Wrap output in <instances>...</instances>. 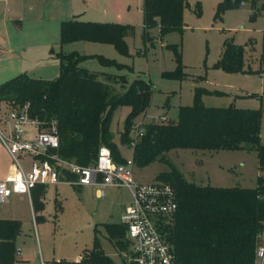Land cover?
Here are the masks:
<instances>
[{"label":"trees","instance_id":"16d2710c","mask_svg":"<svg viewBox=\"0 0 264 264\" xmlns=\"http://www.w3.org/2000/svg\"><path fill=\"white\" fill-rule=\"evenodd\" d=\"M186 4L187 0H142L143 43L152 44L157 38L162 42L170 33L181 34ZM247 4L253 15L260 13L256 0H221L216 16L221 18L225 11L241 9ZM133 33L134 27L127 24L62 22L60 51L56 54L59 75L53 80H42L19 74L0 85V104L4 103L15 112L26 106L28 117L37 120L40 129H55L59 147L53 153L80 166L89 165L101 146L110 150L118 164L126 161L122 152L129 148L134 166L144 168L155 162L168 164L166 154L171 150L234 151L248 145L256 152L258 168L264 172V144L260 141L261 109L232 105L206 107L202 102L203 96L224 93L205 88L194 90L190 106L178 108L176 122L144 124L143 136L133 149L130 148L132 127L142 123L146 116L152 84L139 78L129 83L124 75L88 71L79 65L90 57L98 59L104 67H114L118 71L131 69L102 56L64 52L62 48L75 42H92L111 45L119 55L130 57L125 38ZM166 48L172 51L177 66L176 74L166 76L184 78L180 44L166 45ZM139 53L144 54V51ZM245 54L246 46H238L232 39H226L213 68L226 74H254L250 65L246 67ZM114 85H120L124 92L113 94ZM120 107H127L129 112L118 144L111 124L115 111ZM169 167L168 171L159 173L156 182L171 185L177 195V212L165 230L176 262L254 264L259 236L264 230V176L258 178L254 188H218L197 185L187 180L179 170ZM63 177L68 180L74 178L66 173L59 176L60 179ZM45 191V186L37 185L30 193L36 221L42 219L36 214L44 208ZM102 228L118 253L127 251L123 225L103 224ZM20 232L18 221L0 220V264H15L16 239ZM98 233L95 227L93 246L83 252L78 262L60 260L50 264H111L101 250Z\"/></svg>","mask_w":264,"mask_h":264},{"label":"rangeland","instance_id":"374dc122","mask_svg":"<svg viewBox=\"0 0 264 264\" xmlns=\"http://www.w3.org/2000/svg\"><path fill=\"white\" fill-rule=\"evenodd\" d=\"M99 1L94 0L90 8L99 6ZM104 1L110 6V17L121 15V19H115V22L134 27V33L125 38L130 57L119 55L111 45L106 44L78 42L74 44L78 47L71 48L84 55L102 56L128 65L131 70L104 67L94 57L81 62L80 67L96 73L124 75L129 83L136 78L149 81L153 91L144 117L146 123L176 122L178 108L192 104L196 88L222 92L224 95L203 96V104L214 108L232 105L243 109H261L260 141L264 144V10H261L264 0H256V7L260 10L256 15L247 4L241 9L225 11L221 18L216 16L221 0H187L183 12V32L170 33L162 42L154 39L152 44H144L142 40V0ZM153 35L156 36L155 32ZM226 39H232L238 46H246V67L250 65L254 74H226L213 68ZM173 44L181 46L182 73L185 75L181 79L166 76L177 71L173 53L166 48V45ZM66 47L63 51L71 50ZM141 51L144 54H140ZM123 92L120 85H114L113 94ZM9 111L4 103L0 104V117ZM128 112L127 107H120L112 118L111 131L118 144ZM162 118L165 120L162 121ZM23 129L35 135L33 127L26 125ZM124 151L122 155L128 157L130 149ZM166 160L168 164L155 162L144 168L135 167V179L142 183H154L159 173L168 171L169 166L183 173L190 182L218 188H254L258 178L264 176L258 168L256 152L248 145L234 151L176 149L166 154ZM129 195L125 188H78L65 183L57 187L49 186L43 198V212L36 214L43 218L34 222L27 208L28 202H14V207L19 210L16 217L20 218L18 222L21 225L17 238L21 256L15 264H41V260L45 264L56 260L73 262L85 250L92 248L95 227L99 230L97 236L104 255L111 264H123L124 252L118 253L106 238L102 225L120 223V209L123 203H127ZM10 208L13 206L0 204V218L12 216ZM258 246L264 248V230L259 236Z\"/></svg>","mask_w":264,"mask_h":264},{"label":"built area","instance_id":"2783aa9c","mask_svg":"<svg viewBox=\"0 0 264 264\" xmlns=\"http://www.w3.org/2000/svg\"><path fill=\"white\" fill-rule=\"evenodd\" d=\"M26 108L19 112L9 111L6 115L8 127L0 130V141L13 162V172L0 179V204L12 195L29 196L37 185L47 187L62 182L78 188H125L131 201L120 215V224L126 228L128 243L127 251L123 253V264H178L165 235L166 227L178 209L174 188L163 182L138 181L134 176L132 158L118 164L105 146L98 149L94 160L87 166L61 159L53 153L59 147L55 129H40L39 122L28 117ZM26 125L36 131L31 138L25 137L23 126ZM143 134V122L132 127L131 149ZM22 158L29 159L27 168L22 165ZM62 173L74 178L60 179ZM254 264H264L263 247L257 246Z\"/></svg>","mask_w":264,"mask_h":264},{"label":"crops","instance_id":"0c3cea01","mask_svg":"<svg viewBox=\"0 0 264 264\" xmlns=\"http://www.w3.org/2000/svg\"><path fill=\"white\" fill-rule=\"evenodd\" d=\"M99 2V6L90 8L94 0H0V85L19 74H26L31 78L42 80L55 79L59 75V62L56 54L60 51L59 31L62 22L77 20L82 22L117 23L115 19H121L120 14H117L115 18L110 17V6L104 0ZM77 43L68 44L66 45L68 47L64 46L62 50L66 47L71 50L64 52L75 51L82 54L79 50L71 48V46L78 47L79 45H74ZM161 46H164V43H161ZM6 115L7 113L0 117V130H6L8 127ZM145 118L143 123L147 124ZM25 137L31 138L33 136L26 131ZM129 156L125 158H129ZM21 163L27 168L29 159L22 158ZM12 172V158L0 141V179L5 178ZM61 184L64 183L49 186L57 187ZM207 185L213 186L211 184ZM49 186L46 187V191ZM22 200L28 202L27 208L29 212L31 211L34 222L35 215L31 194L29 196L12 195L4 202L5 205L13 206L9 209L12 216L0 218V220H20L16 217L19 210L14 207V202H21ZM130 201L131 196L129 195L127 203H123L121 206V213ZM16 248L17 259L21 256L17 239ZM80 259L81 256L74 262H78ZM41 264H45V262L41 260Z\"/></svg>","mask_w":264,"mask_h":264}]
</instances>
